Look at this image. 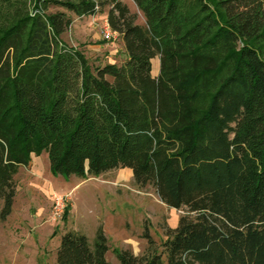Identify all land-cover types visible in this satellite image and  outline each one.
I'll list each match as a JSON object with an SVG mask.
<instances>
[{
	"label": "trees",
	"instance_id": "obj_1",
	"mask_svg": "<svg viewBox=\"0 0 264 264\" xmlns=\"http://www.w3.org/2000/svg\"><path fill=\"white\" fill-rule=\"evenodd\" d=\"M132 1L143 24L121 0H0V221L19 167L45 152L53 174L128 168L184 209L165 260L123 249L119 264H264V0ZM106 4L126 59L92 66L60 34L66 11ZM107 250L101 226L92 245L68 230L56 264H110Z\"/></svg>",
	"mask_w": 264,
	"mask_h": 264
},
{
	"label": "rangeland",
	"instance_id": "obj_2",
	"mask_svg": "<svg viewBox=\"0 0 264 264\" xmlns=\"http://www.w3.org/2000/svg\"><path fill=\"white\" fill-rule=\"evenodd\" d=\"M121 1L137 13L136 22L143 24L144 17L133 1ZM56 10L64 9L47 8L48 12ZM107 10L106 4L93 15L66 11L72 22L60 40L81 51L92 66L120 65L126 59L120 35L104 36ZM158 69L155 57L152 74ZM14 181L11 212L0 221V264H56V249L65 231L83 233L92 245L99 226L107 239L105 258L110 264H119L117 252L123 249L142 255L154 248L165 260L162 243L167 229L174 228L185 212L164 204L150 185L135 184L127 168L84 178L63 176L51 173L45 152L32 154L28 165L19 167ZM57 196L63 201L59 212L54 201ZM145 232L153 240L151 247Z\"/></svg>",
	"mask_w": 264,
	"mask_h": 264
},
{
	"label": "built area",
	"instance_id": "obj_3",
	"mask_svg": "<svg viewBox=\"0 0 264 264\" xmlns=\"http://www.w3.org/2000/svg\"><path fill=\"white\" fill-rule=\"evenodd\" d=\"M113 33H116V32L112 31L109 26H106V31L104 33L105 38H110ZM54 201H55V208L57 209V212L61 211L63 208L62 197L57 196L54 198Z\"/></svg>",
	"mask_w": 264,
	"mask_h": 264
},
{
	"label": "crops",
	"instance_id": "obj_4",
	"mask_svg": "<svg viewBox=\"0 0 264 264\" xmlns=\"http://www.w3.org/2000/svg\"><path fill=\"white\" fill-rule=\"evenodd\" d=\"M153 59H154V58H153ZM153 59H152V60H153ZM152 60H151V66H152ZM151 72H152V69H151ZM155 72H156V71H155ZM156 74H157V73H155L154 75H156ZM127 169H128V168H127ZM129 170H130V169H129ZM130 171H131V170H130Z\"/></svg>",
	"mask_w": 264,
	"mask_h": 264
}]
</instances>
